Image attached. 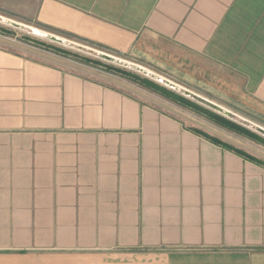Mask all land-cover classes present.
<instances>
[{
  "label": "crops",
  "instance_id": "1",
  "mask_svg": "<svg viewBox=\"0 0 264 264\" xmlns=\"http://www.w3.org/2000/svg\"><path fill=\"white\" fill-rule=\"evenodd\" d=\"M20 1L264 122V0ZM109 77L0 35V264H264V167Z\"/></svg>",
  "mask_w": 264,
  "mask_h": 264
},
{
  "label": "rangeland",
  "instance_id": "2",
  "mask_svg": "<svg viewBox=\"0 0 264 264\" xmlns=\"http://www.w3.org/2000/svg\"><path fill=\"white\" fill-rule=\"evenodd\" d=\"M0 17L2 18H0V27L11 32L9 35L2 36L13 40L15 43L37 48L35 47V44H33V42H41L46 45L61 48L81 57H86L99 61L104 65L123 69L141 78L147 79L150 82L156 84L157 86L162 87L174 94L182 96L201 108L219 114L225 117L226 119L235 122L236 124L248 129L249 131L256 134L258 137H260L262 140H264V122L259 119H255L252 116L249 118V115L246 116L245 112L239 111L236 108L232 107L227 101H223L221 98L214 96L213 94L205 91L204 89H201L195 85L188 83L187 81H184L180 73L169 71L166 68H163L164 66L159 67L155 64H152L139 58L129 56L118 57L114 54L103 52L101 50L89 46L81 44L80 46L72 45L71 43H68V41L71 40L53 33L45 32L62 40H66V43H63L64 41H57V39L54 40L51 37H46V35H42V37L37 36L35 35V33H32L30 30L27 29V27H34L30 24L32 23V19L30 18L32 17V15L30 13V10H28L27 7L22 4L20 0H0ZM33 29L38 28L34 27ZM103 55L109 56L113 58V60L106 58ZM64 59L76 62L71 58ZM137 67L141 68L142 70ZM112 76L113 77H109L107 80L112 84L121 87L128 93L135 94L141 98L149 100H155V98H160L161 100H164L158 95L142 88L141 86L129 80L120 78L116 75ZM180 109L181 110L175 109V112H178L177 114L184 118V120H192V122L200 126V128L203 129L205 133L207 132V134L217 135L223 139L230 140L234 145L240 147L242 151L253 156L255 155V157L260 158L259 160L264 162L263 144L248 139L244 136L237 135L225 128H222L214 124L207 117L199 115L189 109ZM232 109L236 110L237 112L233 111Z\"/></svg>",
  "mask_w": 264,
  "mask_h": 264
},
{
  "label": "trees",
  "instance_id": "3",
  "mask_svg": "<svg viewBox=\"0 0 264 264\" xmlns=\"http://www.w3.org/2000/svg\"><path fill=\"white\" fill-rule=\"evenodd\" d=\"M38 27H41L43 29H49L45 26H42V25H39ZM52 31V33H55L57 35H61L65 38H68V39H72V40H75V41H79L81 43H84L85 45L89 46V47H92V48H96L98 50H101L103 52H108L110 54H114L115 56H118V57H124L122 56L121 54L119 53H116L112 50H109V49H106V48H103L101 46H98V45H95V44H92L90 42H86V41H82V40H79L78 38L76 37H73L69 34H66V33H60V32H56V31H53V30H50ZM11 32L5 30L4 28L0 27V35H9ZM33 44H35V47L43 50V51H46V52H49V53H52L54 55H57V56H60V57H64V58H71L73 59L74 61L78 62L79 64H83L85 66H90V67H93V68H98V69H101L103 70L104 72L106 73H109V74H112V75H116L120 78H123V79H126V80H129L139 86H141L142 88L148 90V91H151L152 93L158 95L159 97H161L162 99L170 102V103H174L175 105L179 106L180 108H185V109H189L199 115H203L205 117H207L209 120H211L214 124L222 127V128H225L237 135H241V136H244L248 139H251V140H254V141H257L261 144L264 145V140H262L260 137H258L256 134H254L253 132L249 131L248 129L236 124L235 122L229 120V119H226L225 117L219 115V114H216V113H213V112H210L204 108H201L197 105H195L194 103H192L190 100L182 97V96H179L177 94H174L162 87H159L157 86L156 84L150 82L149 80L147 79H144V78H141L135 74H132L128 71H125L123 69H120V68H116V67H113V66H108V65H104L102 64L101 62L99 61H96V60H93V59H90V58H86V57H81V56H78V55H75V54H72L71 52H68L66 50H63L61 48H57V47H54V46H50V45H46L44 43H41V42H33ZM189 130L196 134L197 136L199 137H202L203 139L209 141L210 143L216 145V146H219L221 147L222 149H225V150H228L234 154H236L237 156L245 159V160H248V161H251L257 165H260L262 167H264V162H262L261 160L255 158L254 156L250 155V154H247L246 152L242 151L241 149H238V148H235L233 147L232 145H229L223 141H221L220 139L214 137V136H211L199 129H196V128H189Z\"/></svg>",
  "mask_w": 264,
  "mask_h": 264
},
{
  "label": "bare ground",
  "instance_id": "4",
  "mask_svg": "<svg viewBox=\"0 0 264 264\" xmlns=\"http://www.w3.org/2000/svg\"><path fill=\"white\" fill-rule=\"evenodd\" d=\"M1 18V17H0ZM2 19V18H1ZM28 30H30L32 33H35V35H37V36H41L42 37V35H45V34H42L39 30H37V29H33V28H28ZM137 68H139V67H137ZM140 70H142L141 68H139ZM177 88V87H176Z\"/></svg>",
  "mask_w": 264,
  "mask_h": 264
},
{
  "label": "water",
  "instance_id": "5",
  "mask_svg": "<svg viewBox=\"0 0 264 264\" xmlns=\"http://www.w3.org/2000/svg\"><path fill=\"white\" fill-rule=\"evenodd\" d=\"M22 27V26H21ZM28 29V28H27ZM54 40H56V38H54V37H52ZM104 57H106V58H109V59H112L113 60V58H111V57H109V56H106V55H103Z\"/></svg>",
  "mask_w": 264,
  "mask_h": 264
}]
</instances>
